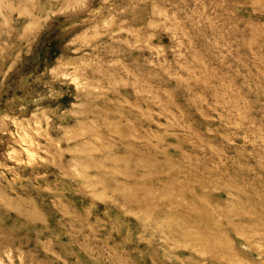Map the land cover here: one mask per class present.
<instances>
[{
  "label": "rangeland",
  "instance_id": "obj_1",
  "mask_svg": "<svg viewBox=\"0 0 264 264\" xmlns=\"http://www.w3.org/2000/svg\"><path fill=\"white\" fill-rule=\"evenodd\" d=\"M0 264H264V0H0Z\"/></svg>",
  "mask_w": 264,
  "mask_h": 264
}]
</instances>
